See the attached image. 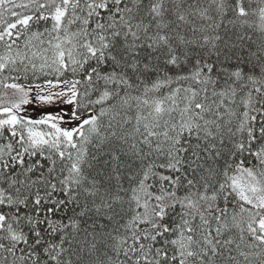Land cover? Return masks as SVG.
Listing matches in <instances>:
<instances>
[{
    "label": "snow or ice",
    "instance_id": "obj_1",
    "mask_svg": "<svg viewBox=\"0 0 264 264\" xmlns=\"http://www.w3.org/2000/svg\"><path fill=\"white\" fill-rule=\"evenodd\" d=\"M0 264H264V0H0Z\"/></svg>",
    "mask_w": 264,
    "mask_h": 264
}]
</instances>
